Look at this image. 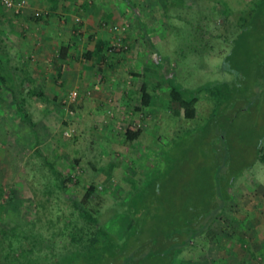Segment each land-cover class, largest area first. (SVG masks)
Wrapping results in <instances>:
<instances>
[{"label":"rangeland","instance_id":"1","mask_svg":"<svg viewBox=\"0 0 264 264\" xmlns=\"http://www.w3.org/2000/svg\"><path fill=\"white\" fill-rule=\"evenodd\" d=\"M115 1L102 2L105 10L113 4L123 11L124 6ZM134 1L133 12L137 15L125 10L128 12L123 19L109 27L104 25L109 32L112 25L127 26L120 35L122 46H126L116 57L120 62L114 64L110 59L102 71L87 69L100 81L93 83V88H99L102 97L84 96V88L81 92L64 90L61 97L55 98L27 97L23 93L16 96L34 127L30 130L19 123L13 144L0 148V263H6L2 257L9 243L15 250L19 242L35 241L33 257L36 251L47 260L67 256L72 248L69 238L84 225L73 201H82L90 187L94 191L86 208L116 240H123L134 223L127 212L134 193L157 174L162 173L161 180L165 179L162 153L177 135L204 124L213 110V101L200 94L195 118H176L168 109L167 78L171 76L190 90L211 82H234L223 59L240 32L239 17L258 0ZM111 34L106 49L109 55L114 54L111 47L116 39ZM252 45L244 55L239 50L232 63L248 77L245 86L250 90L249 109L240 113L234 125L240 131L253 129L257 134L264 127V80H256L257 84L254 80L261 62L258 56L262 54ZM81 54L78 52L77 57ZM109 72L120 78L118 88L106 83ZM142 84L151 100L141 111L138 93ZM12 86L19 91V82ZM251 86H255V94ZM73 91L78 98L68 103L67 97ZM55 93L60 95L59 88L52 95ZM12 115L14 120L18 118L15 110ZM128 125L141 131L138 140H126ZM260 147L263 161H256L231 180L230 198L221 215L207 233L184 247L172 264H264V138ZM43 157L63 178H70L64 189ZM189 164L181 176L170 173L168 177V173L166 181L172 180L178 189L185 182L192 183L195 163Z\"/></svg>","mask_w":264,"mask_h":264},{"label":"trees","instance_id":"2","mask_svg":"<svg viewBox=\"0 0 264 264\" xmlns=\"http://www.w3.org/2000/svg\"><path fill=\"white\" fill-rule=\"evenodd\" d=\"M238 21L240 32L231 41L232 48L223 59L227 72L235 77L233 83L211 82L205 87L190 90L180 86L171 76L167 78L170 87L168 109L176 118L193 120L200 94L213 101V110L204 124L185 131L180 134L182 137L177 135L162 153L164 170L167 171H164L165 179L161 180L162 173L157 174L134 193L131 207L127 210L134 223L123 240H116L86 208L85 204L94 191L90 187L82 201H73V208L84 225L69 238L72 248L67 256L47 260L36 251L33 257L31 249L36 247L35 241L30 244L19 242L15 250L9 243V250L2 257L5 264H172L184 247L207 233L230 198L228 187L231 180L262 160L260 144L264 138V127L254 134L253 129L240 131L234 125L240 113L249 109L247 93L250 90L245 86L248 77L242 75L239 65L233 67L232 63L239 50L244 55L252 44L254 48L259 47L260 54L264 55V0L256 1ZM262 55L258 56L261 62L254 76V80L260 83L264 80ZM0 81L4 84L2 78ZM252 90L253 94L257 92L255 86ZM150 100L151 96L143 86L141 107L147 108ZM16 109L20 122L32 130L34 125L23 106L16 104ZM140 134L141 131L132 125H128L124 133L129 142L138 140ZM187 139V143L182 142ZM42 160L64 189L70 178H63L47 158ZM189 161V165L195 163L192 183L185 182L178 189L171 184L172 180L166 181L168 173V177H171L170 173L181 176ZM141 238L143 240H139Z\"/></svg>","mask_w":264,"mask_h":264},{"label":"crops","instance_id":"3","mask_svg":"<svg viewBox=\"0 0 264 264\" xmlns=\"http://www.w3.org/2000/svg\"><path fill=\"white\" fill-rule=\"evenodd\" d=\"M104 1L109 4L112 0H28L20 14L0 4V79L4 80V84L0 81V148L9 142L13 144L16 131L20 129L19 115L15 120L12 115L14 110L18 114V94L55 98L61 97L64 90L81 92L84 88L82 95L102 97L99 88H93L97 78L90 76L87 69L102 71L107 67L106 61L109 64L110 59L114 64L120 62L116 58L120 50L107 54L113 35L106 27L123 19L128 11L136 14L134 0H118L124 6L123 11L116 10L113 4L105 10ZM36 12L41 13L39 18L34 17ZM78 52H82V59L77 57ZM60 53L64 55L61 57ZM107 75L106 83L118 88L120 78L110 72ZM15 82H19V91L12 86ZM57 88L60 95H52ZM142 88L143 84L139 88V103ZM140 110H143L141 106ZM5 126L9 132L5 131Z\"/></svg>","mask_w":264,"mask_h":264},{"label":"built area","instance_id":"4","mask_svg":"<svg viewBox=\"0 0 264 264\" xmlns=\"http://www.w3.org/2000/svg\"><path fill=\"white\" fill-rule=\"evenodd\" d=\"M28 0H0L1 6L5 8L6 10H9L13 12L14 14H20L22 10L25 9L27 6ZM41 16L40 12H36L34 14L35 18H39ZM127 29V26H111L110 30L115 34L116 39L115 42L112 44V50H126V46H122V39L120 38V35L125 32ZM78 98V93L76 91L70 92L67 97V102L72 103L75 102Z\"/></svg>","mask_w":264,"mask_h":264}]
</instances>
